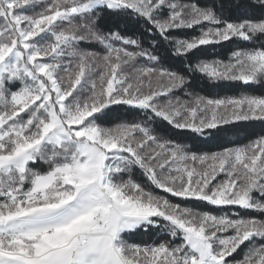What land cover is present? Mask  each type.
<instances>
[{
  "label": "snow or ice",
  "instance_id": "1",
  "mask_svg": "<svg viewBox=\"0 0 264 264\" xmlns=\"http://www.w3.org/2000/svg\"><path fill=\"white\" fill-rule=\"evenodd\" d=\"M252 3L264 9V0ZM223 8L195 0H0V264H264V135L197 154L155 126L226 136L236 122L264 121V95L173 99L187 77L154 66L157 41L145 48L100 25L106 15L117 27L120 18L143 21L176 56L248 42L227 61L188 68L213 82L264 87V16L234 21ZM181 29L199 35L175 38ZM120 105L144 121L115 115ZM136 169L173 197L257 215L173 203L132 179ZM141 233L169 239L131 241ZM242 245V259H226Z\"/></svg>",
  "mask_w": 264,
  "mask_h": 264
},
{
  "label": "trees",
  "instance_id": "2",
  "mask_svg": "<svg viewBox=\"0 0 264 264\" xmlns=\"http://www.w3.org/2000/svg\"><path fill=\"white\" fill-rule=\"evenodd\" d=\"M191 2V0H189ZM200 6L212 4L214 6L223 5V16L230 20H239L241 18L258 19L264 16V9L254 5L252 0H195ZM237 4L240 5L237 8ZM217 7V11H219ZM116 18L105 16L100 22L104 31L114 30L119 31L122 35L130 36L140 39L145 48L149 47V43L154 38L160 47L156 50L160 55V61L157 63L160 68L168 69L171 71H179L187 77V84L184 89H179V94L192 95V96H204L208 98H222L226 96H239L243 92H251L257 95H264V87L259 85H244L242 82H213L207 77L203 76L199 72L191 71L188 68L189 63L196 64L200 60H222L227 61L230 54L238 48L252 47L248 42L237 40L233 38L230 41L221 42L215 45L201 46L198 50H195V55L189 54L188 57L176 56L173 54L172 47L165 43L158 34H149L145 31L143 21L137 23L133 18H120L118 27L116 26ZM199 35L198 29H181L173 32L175 38H190L192 36ZM85 48H89L95 51H99V47L96 44H85ZM18 85L14 86L17 87ZM118 109L115 115L120 116L122 119H136L139 122L144 121V117L140 110H130L129 106H112ZM23 115V114H22ZM158 127L161 135L167 136L183 145L190 152L197 154L214 153L222 151L224 148H231L237 145L248 143L250 140L257 139L264 135V121H240L236 122V126L233 128V133L226 136L217 137L211 140H205L204 138H197L195 134L188 131L173 129L166 122H160L155 125ZM232 127V126H229ZM37 170L45 172L48 170V165L44 163H37L32 165ZM123 178H128L126 175ZM132 179L140 183L145 188L150 189L160 196L167 197L173 203H178L197 209L201 212H210L214 215H232L234 212L239 211L242 216H256L257 214L252 210H242L238 206H214L207 202L196 200H184L182 198L173 197L169 193H165L155 186L151 185L146 179L140 169H136L133 173ZM167 235L150 233L148 235L138 234L131 237V241L137 244L144 243H159L162 240H167ZM179 243V240L174 241ZM259 243V241H258ZM247 244V242H246ZM245 245H242L238 249L237 253H234L230 257H226L227 260H240L243 258Z\"/></svg>",
  "mask_w": 264,
  "mask_h": 264
},
{
  "label": "rangeland",
  "instance_id": "3",
  "mask_svg": "<svg viewBox=\"0 0 264 264\" xmlns=\"http://www.w3.org/2000/svg\"><path fill=\"white\" fill-rule=\"evenodd\" d=\"M42 7H43V5H39V4L36 5L35 11H40L42 9ZM96 45L99 47V51H97V52H103L104 51V49L100 45H98V44H96ZM141 63H145V61H141ZM150 66H152V65H150ZM154 66L159 67L158 64H155ZM178 91H179V89L175 90L172 94H170L171 98L175 99L178 97L182 102L183 101L192 102L194 100L195 96L179 94ZM160 99H161V102H163L166 98L161 97ZM124 179H127V178H124ZM220 179H223L222 174L217 177V180H220Z\"/></svg>",
  "mask_w": 264,
  "mask_h": 264
}]
</instances>
